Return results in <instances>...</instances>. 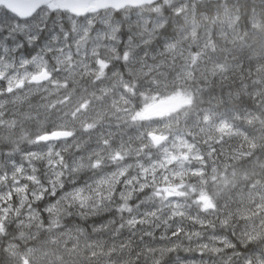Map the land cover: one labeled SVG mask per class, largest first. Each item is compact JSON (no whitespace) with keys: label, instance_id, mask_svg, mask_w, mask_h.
Here are the masks:
<instances>
[{"label":"clouds","instance_id":"1","mask_svg":"<svg viewBox=\"0 0 264 264\" xmlns=\"http://www.w3.org/2000/svg\"><path fill=\"white\" fill-rule=\"evenodd\" d=\"M0 264H264V0H0Z\"/></svg>","mask_w":264,"mask_h":264},{"label":"water","instance_id":"2","mask_svg":"<svg viewBox=\"0 0 264 264\" xmlns=\"http://www.w3.org/2000/svg\"><path fill=\"white\" fill-rule=\"evenodd\" d=\"M32 6L33 0H8V7L20 16L27 15L31 11Z\"/></svg>","mask_w":264,"mask_h":264},{"label":"trees","instance_id":"3","mask_svg":"<svg viewBox=\"0 0 264 264\" xmlns=\"http://www.w3.org/2000/svg\"><path fill=\"white\" fill-rule=\"evenodd\" d=\"M161 105H150L146 110L147 114H156L155 109L160 108Z\"/></svg>","mask_w":264,"mask_h":264},{"label":"rangeland","instance_id":"4","mask_svg":"<svg viewBox=\"0 0 264 264\" xmlns=\"http://www.w3.org/2000/svg\"><path fill=\"white\" fill-rule=\"evenodd\" d=\"M157 114V113H156Z\"/></svg>","mask_w":264,"mask_h":264}]
</instances>
